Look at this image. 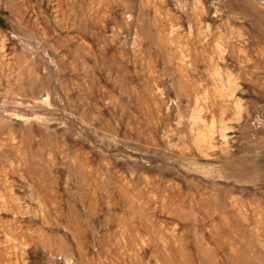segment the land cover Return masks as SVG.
I'll return each mask as SVG.
<instances>
[{
  "label": "rangeland",
  "instance_id": "1",
  "mask_svg": "<svg viewBox=\"0 0 264 264\" xmlns=\"http://www.w3.org/2000/svg\"><path fill=\"white\" fill-rule=\"evenodd\" d=\"M0 264H264V0H0Z\"/></svg>",
  "mask_w": 264,
  "mask_h": 264
}]
</instances>
